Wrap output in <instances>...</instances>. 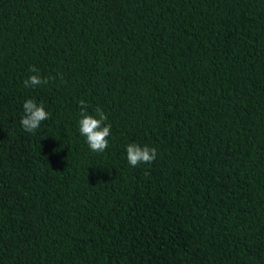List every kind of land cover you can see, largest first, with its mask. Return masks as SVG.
Segmentation results:
<instances>
[{
    "label": "trees",
    "instance_id": "16d2710c",
    "mask_svg": "<svg viewBox=\"0 0 264 264\" xmlns=\"http://www.w3.org/2000/svg\"><path fill=\"white\" fill-rule=\"evenodd\" d=\"M0 264H264V0H0Z\"/></svg>",
    "mask_w": 264,
    "mask_h": 264
},
{
    "label": "clouds",
    "instance_id": "9594fccd",
    "mask_svg": "<svg viewBox=\"0 0 264 264\" xmlns=\"http://www.w3.org/2000/svg\"><path fill=\"white\" fill-rule=\"evenodd\" d=\"M30 75L23 84L25 87L31 88L47 84L48 78H42L35 66L30 67ZM81 115L78 121L79 134L85 138L89 149L96 153H103L108 148V137L111 135L112 126L106 123V114L97 107L95 114L87 111L88 105L85 101H80ZM23 112L20 123L22 128L34 133L40 128L43 121L49 119V113L45 110L42 103H37L34 99H27L23 103ZM126 154L128 163L135 167L141 164H151L156 158L157 149L148 145L140 146L138 144L129 143L126 146Z\"/></svg>",
    "mask_w": 264,
    "mask_h": 264
}]
</instances>
